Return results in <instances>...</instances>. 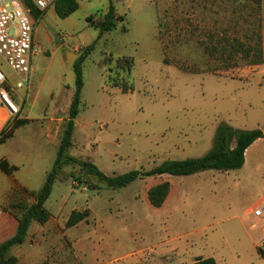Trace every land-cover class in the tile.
I'll list each match as a JSON object with an SVG mask.
<instances>
[{
  "label": "rangeland",
  "instance_id": "rangeland-1",
  "mask_svg": "<svg viewBox=\"0 0 264 264\" xmlns=\"http://www.w3.org/2000/svg\"><path fill=\"white\" fill-rule=\"evenodd\" d=\"M77 1L79 9L67 18L48 13L54 5L39 21L33 18L36 50L29 76H18L5 64L1 68L19 114L23 111L18 119L26 122L0 145V159L39 175L51 170L55 149L48 118L61 99L55 134L60 142L67 120L64 102L75 90L73 63L94 42L83 66V102L74 132L78 146L71 153L104 173L201 157L213 147L223 122L264 130V82L249 80L252 70L241 58L237 67L226 69L207 52L224 39L244 40L258 30L259 14L244 0ZM111 4L124 19L101 35L89 19H99ZM68 52L77 54L72 63ZM124 57L134 58L131 73L117 72L116 61ZM116 78H125L134 91L123 93L114 85ZM78 170L73 165L65 172L82 182L70 176L54 184L45 204L52 217L44 226L35 223L27 240L12 249L17 264H154L158 256L175 259L174 251L163 256L155 248L168 239L190 244L197 253L220 251L227 264H264L257 250L264 235V138L248 149L239 170L156 175L121 189L81 177ZM165 181L172 185L170 197L156 208L147 190ZM14 183L0 170V243L17 230L15 218L3 211L15 199L5 197ZM74 210H88L90 216L68 227Z\"/></svg>",
  "mask_w": 264,
  "mask_h": 264
},
{
  "label": "trees",
  "instance_id": "trees-1",
  "mask_svg": "<svg viewBox=\"0 0 264 264\" xmlns=\"http://www.w3.org/2000/svg\"><path fill=\"white\" fill-rule=\"evenodd\" d=\"M246 4L255 8L259 14L262 23L258 30L252 31L251 35H246V39L229 40L224 39L212 47H207L210 56H215L218 60L225 63L226 69L237 67L236 59L241 58L248 65L256 66L264 64V0H244ZM25 6L30 10L33 18L39 21L45 11L39 10L31 0H23ZM54 8L58 16L67 18L79 9L77 0H56ZM263 18V19H262ZM124 16L117 15L116 8L110 5L108 12L103 13L99 19L90 18L92 26L100 29L101 35L112 31L117 26L119 20ZM96 43H92L83 50V53L73 63L75 72V90L67 111V120L62 128L60 144L57 151V157L52 169L48 172L46 181L42 188L37 192H30L26 189L29 198H16L9 206L3 207V211L11 214L18 222L16 233L0 243V264H17L19 258L12 254L14 247L23 244L29 237L30 230L35 223L42 226L46 225L51 217V212L45 207L46 202L51 197L54 184L58 180H64L68 177L82 179L74 174L69 175L65 169L70 166H78V174L81 177L93 178L98 183L105 184L112 189H121L138 179H146L156 175H174L189 176L207 170L232 171L241 169L246 162L247 150L259 139L264 138L263 129H236L228 123H221L215 133L213 147L201 157L187 158L184 160H167L151 170H132L125 174L108 175L90 160H83L75 157L71 152L77 148L78 143L74 140L76 121L81 113L82 94L85 86L83 66L87 58L94 51ZM111 64L113 59H107ZM117 72L126 71L131 73L135 67V61L132 57L119 58L116 61ZM114 85L122 90L123 93H130L134 88L125 78L114 81ZM11 127L7 126L0 133V144L5 143L14 135L15 130L26 122V120L15 118ZM0 169L8 175H12L18 167L11 165L8 160L0 159ZM171 183L165 181L151 187L148 191V197L151 204L156 208H161L169 197L171 192ZM91 188H98V185L91 184ZM90 216V211L74 210L68 219L67 226L73 227L85 221ZM258 254L264 260V246L258 247ZM191 264H218L215 258L208 257L197 258Z\"/></svg>",
  "mask_w": 264,
  "mask_h": 264
},
{
  "label": "built area",
  "instance_id": "built-area-1",
  "mask_svg": "<svg viewBox=\"0 0 264 264\" xmlns=\"http://www.w3.org/2000/svg\"><path fill=\"white\" fill-rule=\"evenodd\" d=\"M31 2L39 10L45 11L55 4L56 0H31ZM35 50L34 19L30 10L23 0H0V108H7L11 117L19 114L20 107L12 99V91L1 68L5 64L18 76H29ZM84 189L88 188L84 187ZM263 246L264 238L260 244V247Z\"/></svg>",
  "mask_w": 264,
  "mask_h": 264
},
{
  "label": "crops",
  "instance_id": "crops-1",
  "mask_svg": "<svg viewBox=\"0 0 264 264\" xmlns=\"http://www.w3.org/2000/svg\"><path fill=\"white\" fill-rule=\"evenodd\" d=\"M49 12L55 13V8H50L48 13ZM36 32H37V30H35V34H36ZM249 68L252 70V74L249 77V80L253 83L262 84L264 82V64H260V65H256V66L249 65ZM71 99H69V101L66 100L64 102L65 112L68 111V108H69L70 103H71ZM60 101H61V99L58 101L57 105L55 106V108L51 112V116L48 118V127H47L48 128V137L50 138V144L55 149L54 157L52 158V167H53L54 162L56 160L57 151H58L59 144H60V142L55 139V134L59 130V125H58L59 119L57 118V115L59 112L58 105H59ZM64 109H62V110H64ZM22 112L18 115L17 118H19V117L22 118V116H21ZM61 121H63V119H61ZM10 122H12V117L10 115L9 110L5 107L0 108V133ZM236 129H239V128H236ZM258 129H260V128H258ZM249 152H248V154H249ZM246 154H247V152H246ZM247 157H248V155H247ZM245 164H246V162H245ZM11 165H14V164H11ZM15 166H17L18 169L12 175H9V176H12L14 178L15 183L6 189V192H5L6 201L7 200L10 201L11 200L10 198L15 197V199H16L18 196L21 197V196L26 194V192H23V190L22 191L16 190L18 188L26 189L30 192H37L38 190H36L37 189L36 185H38L40 183L41 188H42V186L44 185V183L46 181L47 174L49 172V170H47L44 173L39 175L32 168H25V166L21 167L18 165H15ZM171 189H172V187H171ZM148 191H149V189L147 190V193H148ZM169 197L166 200V202H168ZM261 218L263 219V222L261 224V226H262L261 229H262L263 234H264V214ZM17 225H18V222H17ZM253 226H256V224H254ZM263 238H264V235H263ZM260 244H261V242H260ZM260 244H257V248L260 246ZM155 246L154 247L156 248L157 253L159 255L165 256V254H168L171 251H174V253H176V256H175V259H173V260L171 259L169 261H164V260L160 259L158 256V259L157 258L154 259L155 260L154 264H191L199 257H203V258L213 257V258H215V260L217 261L218 264H227L225 261L224 255L220 251H211L208 254H202V252L197 253V252L193 251L192 245L187 244V243H182L181 241L168 239V240L163 241V242H161ZM144 261H146V260H144ZM141 263H142V261H139V260H137L135 262V264H141ZM151 264H153V263H151Z\"/></svg>",
  "mask_w": 264,
  "mask_h": 264
},
{
  "label": "water",
  "instance_id": "water-1",
  "mask_svg": "<svg viewBox=\"0 0 264 264\" xmlns=\"http://www.w3.org/2000/svg\"><path fill=\"white\" fill-rule=\"evenodd\" d=\"M77 57V54L73 53V52H68L67 55H66V60L69 62V63H72L73 60Z\"/></svg>",
  "mask_w": 264,
  "mask_h": 264
}]
</instances>
